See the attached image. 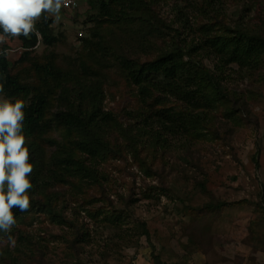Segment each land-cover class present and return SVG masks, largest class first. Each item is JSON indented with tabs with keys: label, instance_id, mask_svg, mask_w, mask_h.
Masks as SVG:
<instances>
[{
	"label": "rangeland",
	"instance_id": "obj_1",
	"mask_svg": "<svg viewBox=\"0 0 264 264\" xmlns=\"http://www.w3.org/2000/svg\"><path fill=\"white\" fill-rule=\"evenodd\" d=\"M79 2L76 12L61 9L59 21L48 17L59 42L46 47L41 39L29 60H48L66 72L68 90L85 81L99 83L104 110L124 129L142 127L148 110L163 105L143 103L110 60L119 55L148 59L176 48L186 54L238 29L264 39V0H143L139 11L137 5L134 12L118 8L113 19L99 15L101 0ZM0 49L8 50L11 62L25 51L17 39H6ZM192 58L210 69L217 65L204 51ZM30 62L11 72L24 85L49 94L46 120L52 126L55 114L65 111L61 84L48 85L29 70ZM227 75V98L215 99L204 138L190 143L170 138L166 147L158 141L142 154L149 157V172L129 149L110 156L99 163L101 185L91 186L86 195L68 183L44 186L41 202L30 200L29 210L11 228L15 245L0 243V257L9 249L5 263L17 254L25 264H264V225L258 227L255 212L264 201V61L257 70L233 68ZM159 103L185 110L172 99ZM112 137L119 138L113 145L125 149L117 132ZM61 138L56 128L47 135L51 144ZM51 144L42 145L46 160L55 153ZM46 200L54 213L45 208ZM222 203L228 207L211 211ZM109 216L119 218L117 225L105 222ZM139 225L146 226L149 240L136 231ZM25 245L31 249L26 255Z\"/></svg>",
	"mask_w": 264,
	"mask_h": 264
},
{
	"label": "trees",
	"instance_id": "obj_2",
	"mask_svg": "<svg viewBox=\"0 0 264 264\" xmlns=\"http://www.w3.org/2000/svg\"><path fill=\"white\" fill-rule=\"evenodd\" d=\"M139 2L143 0H101L99 15L113 19L117 9H124V7L128 10L133 7V12L137 7L139 11V5H143H137ZM146 7L149 8L148 4ZM53 23L54 20L41 17L36 26L41 37L39 40L34 34L31 38H25L22 35L19 38H7L17 39L25 50L18 61L11 62L8 56L0 55V84L3 85L0 95L7 98L22 97L26 102V107L23 109L24 134L30 151L29 162L34 165L30 176L33 187L28 193L31 201L41 202L44 197V186L50 183L62 185L68 183L86 195L91 186L101 185L103 178L99 172V163L106 161L110 156H119L126 149H129L138 162L144 165L146 171H153L149 157L143 159V153L156 148L155 144H159L158 141L166 147L170 138L181 142L184 140L187 143L204 138L206 133L202 131L210 122L209 113L215 104V99L227 98L223 91L225 81L231 77L227 75V70L235 68L240 72L254 71L264 61V39L240 29L227 38L209 39L204 46L192 48L186 54L183 50L176 48L153 57L148 56V59L119 55L110 60L111 65L117 66L127 81L137 88L140 100L146 105L150 102L159 106L163 105L157 108L158 110H148L142 127L134 125L124 129L112 112L104 110V92L99 83L85 81L79 83L76 90H68L63 85L67 78L66 72L58 71L48 60L30 62L31 52L41 39L46 47L55 46L59 42L51 34L50 27ZM186 25L187 22H184L183 26ZM201 51L216 59L217 65L213 69L193 60L192 53L199 54ZM185 56L188 60H185ZM28 62H30L29 70L43 76L47 84H61L60 101L65 106V111L55 114L51 120L52 126L46 120L50 106L49 94L37 92L34 87L24 85L19 76L11 72L17 65ZM49 91L50 87L46 92ZM168 99L184 105L185 110L176 112L174 108L164 106V103L157 104L159 100L168 101ZM53 128L62 131V138L60 142L52 140L54 142L51 144L48 142L47 135L52 133ZM115 132L125 141V149L119 145H113L119 140L117 137H112ZM44 144H51L55 148V153L50 160L45 159L46 154L42 150ZM153 158H156L155 153ZM45 204L47 205L45 208L54 213L47 200ZM227 207V204L222 203L212 207L211 211L219 212ZM255 210L260 216V223H258L260 227V224L264 225L263 200L256 204ZM12 212L16 221L25 214L18 208H13ZM118 219L109 216L105 218V222L117 225ZM136 231L141 237L150 239L146 226L139 225ZM1 233L3 232H0V235H3ZM125 237L127 238V234L123 238ZM24 248L25 255L27 250L31 251L28 245ZM10 256L11 251L4 250L1 253L0 264H25L17 254L11 257L9 263H5ZM34 257H36L35 254ZM37 257L35 259L42 260Z\"/></svg>",
	"mask_w": 264,
	"mask_h": 264
},
{
	"label": "clouds",
	"instance_id": "obj_3",
	"mask_svg": "<svg viewBox=\"0 0 264 264\" xmlns=\"http://www.w3.org/2000/svg\"><path fill=\"white\" fill-rule=\"evenodd\" d=\"M65 3L66 0H0V45L8 37L19 38L21 35L31 38L34 34L39 40L41 37L36 26L41 17L47 19L51 16L59 21ZM0 55L7 57L8 50L0 49ZM2 91L3 85L0 84ZM25 107L23 99L0 96V232L6 234L0 238V243L13 246L15 237L11 235V228L16 219L12 209L29 210L28 193L33 187L30 176L34 165L29 162L30 151L23 125Z\"/></svg>",
	"mask_w": 264,
	"mask_h": 264
},
{
	"label": "built area",
	"instance_id": "obj_4",
	"mask_svg": "<svg viewBox=\"0 0 264 264\" xmlns=\"http://www.w3.org/2000/svg\"><path fill=\"white\" fill-rule=\"evenodd\" d=\"M79 9V2L78 0H66L64 6H62V10L74 12Z\"/></svg>",
	"mask_w": 264,
	"mask_h": 264
}]
</instances>
